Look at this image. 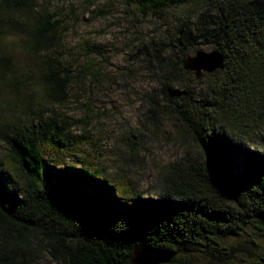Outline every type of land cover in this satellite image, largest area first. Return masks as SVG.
Instances as JSON below:
<instances>
[{
  "label": "trees",
  "instance_id": "1",
  "mask_svg": "<svg viewBox=\"0 0 264 264\" xmlns=\"http://www.w3.org/2000/svg\"><path fill=\"white\" fill-rule=\"evenodd\" d=\"M38 1L0 0V144L22 185L18 195L0 179V264H130L140 245L174 252L169 264H236L242 249L230 241L247 229L264 238V0H119L173 26L169 42L138 52L157 85L144 102L148 119L166 120L195 153L162 168L156 199L47 159L67 143L35 97L62 105L92 73L53 58L61 32ZM199 47L224 58L202 94L182 67Z\"/></svg>",
  "mask_w": 264,
  "mask_h": 264
},
{
  "label": "rangeland",
  "instance_id": "2",
  "mask_svg": "<svg viewBox=\"0 0 264 264\" xmlns=\"http://www.w3.org/2000/svg\"><path fill=\"white\" fill-rule=\"evenodd\" d=\"M35 10L47 15L50 22H58L61 37L53 58L64 66L86 68L92 77L98 75L72 84L62 105L35 97V111H41L43 120L55 118L58 134L67 143L61 154H49L47 159L89 168L112 185L119 183L134 197L158 198L162 194V168L179 163L186 153H195L166 120L150 121L144 102L155 94L157 85L138 52L150 42H169L173 26L164 18H139L119 0H39ZM198 51L212 52L206 47ZM19 60L26 70L31 67L24 54ZM204 76L200 81L190 76L196 93L206 90L209 81ZM29 114V118L21 116V126H28L34 118L30 110ZM19 115L17 111L15 116ZM5 157L6 150L0 144V179L20 195L22 185L5 166ZM228 244L242 249L236 264L264 258V238L251 229ZM39 264L53 263L44 257Z\"/></svg>",
  "mask_w": 264,
  "mask_h": 264
},
{
  "label": "water",
  "instance_id": "3",
  "mask_svg": "<svg viewBox=\"0 0 264 264\" xmlns=\"http://www.w3.org/2000/svg\"><path fill=\"white\" fill-rule=\"evenodd\" d=\"M182 67L185 72L192 73L197 80H200L204 75L222 71L224 58L217 52L197 51L194 56L185 60ZM174 257V252L140 245L132 252L130 264H169Z\"/></svg>",
  "mask_w": 264,
  "mask_h": 264
}]
</instances>
